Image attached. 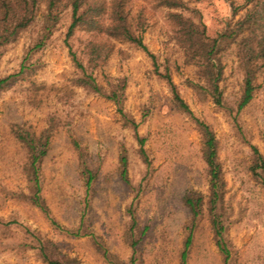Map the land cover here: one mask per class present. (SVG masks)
<instances>
[{"label": "rangeland", "instance_id": "rangeland-1", "mask_svg": "<svg viewBox=\"0 0 264 264\" xmlns=\"http://www.w3.org/2000/svg\"><path fill=\"white\" fill-rule=\"evenodd\" d=\"M184 1L189 8L185 12L192 11L195 20L202 18L210 36L232 19L231 0ZM126 9L133 28L142 31L144 43L155 55L156 65L141 48L104 32L80 28L70 42L85 64L89 42L102 45V57L91 63L89 71L107 88L110 82L125 84L123 109L139 124L149 163L116 104L77 84L80 72L65 43L71 10L64 9L48 44L31 58L37 66L0 93V264H48L34 248L36 237L53 240L61 254L76 257L80 264H130L132 234L141 236L134 264L181 263L192 219L183 196L195 190L207 198L209 175L197 125L176 105L157 67L170 74L194 115L210 124L218 139L219 194L234 250L231 264H264V186L251 169L254 146L264 157V67L253 99L238 111L243 75L230 48L223 59L225 107L221 108L194 88L197 67L187 60L169 10L155 0H126ZM40 19L4 47L0 77L19 71L38 35ZM18 127L37 135L50 132L41 195L62 226H78L86 205L82 163L94 170L87 218L95 237L60 233L31 203L24 171L28 150L14 133ZM122 154L127 155L130 184L121 177ZM204 211L187 264H224ZM134 217L137 225L132 228ZM141 231L145 233L140 235Z\"/></svg>", "mask_w": 264, "mask_h": 264}, {"label": "trees", "instance_id": "trees-1", "mask_svg": "<svg viewBox=\"0 0 264 264\" xmlns=\"http://www.w3.org/2000/svg\"><path fill=\"white\" fill-rule=\"evenodd\" d=\"M155 1L169 10L168 17L177 28V37L185 49L187 60L197 67L198 82H193L194 88L202 98L210 97L215 105L221 108L225 107L221 87L225 67L223 59L226 52L230 48L233 49L238 67L243 75L241 95L237 103V110L241 111L253 99L257 89L258 73L264 67V0H244L241 4H236L234 0H231L232 19L226 27L213 36L208 34L202 18L195 20L194 14H191L192 11L190 14L185 12L189 8L184 0ZM41 7H43V11H40ZM66 8L71 10V22L68 26L65 43L74 65L80 72V76L76 79L77 84L105 96L116 104L125 124L133 129L142 156L149 163L145 149L146 139L138 132L139 124L135 119L130 118L123 109L125 84L110 82L107 88L97 81L92 71H89L91 63L96 58L102 57V45L96 41L89 42L91 48L86 65L73 50L70 42V39L76 35L80 28H87L91 32H104L108 37L127 41L141 48L152 57L156 65V57L144 43L142 31L136 32L133 28L129 11L126 9V0H0V56L5 46L16 41L22 32L28 30L35 23L38 16L41 18L38 35L29 47L19 71L0 77V93L8 89L17 78L37 66L35 62L31 61V58L48 44L59 23L61 12ZM241 11H244L243 15L237 18ZM156 71L167 80L176 105L190 115L196 123L202 137V154L209 175L207 198L203 193L195 190H190L183 196V201L189 208L192 219L181 252L180 264H187L193 244L194 230L205 212L204 209H206L210 221L215 243L224 258V264H231L234 250L228 238L227 218L222 210L219 194L222 169L218 159V139L211 125L194 115L170 74H162L158 67ZM14 133L28 150V160L24 165V171L29 180L31 203L48 217L51 224L60 233L74 237H95L87 218L88 196L96 178L94 170L88 163H82L81 175L86 188V205L81 212L78 226L64 227L51 216L49 207L41 195L42 163L50 146L49 130L37 135L28 129L18 127ZM253 152L255 157L251 168L252 173L255 179L264 186V157L255 146ZM120 165L121 177L127 184H130L126 154H122ZM136 225L134 217L132 228H135ZM144 233L145 231H141L140 235ZM140 240L141 236L132 234L130 243L133 255L130 264H134L136 261L135 253ZM36 243L34 248H36L38 256L48 264H80L76 257L61 254L53 240L36 237ZM97 243L104 255L109 257L108 250L104 248L103 244Z\"/></svg>", "mask_w": 264, "mask_h": 264}]
</instances>
